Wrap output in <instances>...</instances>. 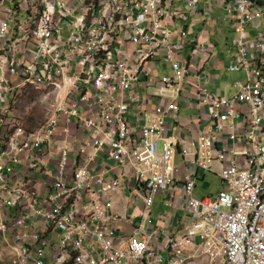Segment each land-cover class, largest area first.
<instances>
[{"label":"built area","instance_id":"2783aa9c","mask_svg":"<svg viewBox=\"0 0 264 264\" xmlns=\"http://www.w3.org/2000/svg\"><path fill=\"white\" fill-rule=\"evenodd\" d=\"M218 21L245 76L229 96L197 67ZM31 91L48 107L36 129L15 113ZM182 98L208 124L192 140ZM198 172L215 197L195 199ZM162 194L173 230L152 220ZM0 234L10 264H264V0H0Z\"/></svg>","mask_w":264,"mask_h":264},{"label":"rangeland","instance_id":"374dc122","mask_svg":"<svg viewBox=\"0 0 264 264\" xmlns=\"http://www.w3.org/2000/svg\"><path fill=\"white\" fill-rule=\"evenodd\" d=\"M224 16L223 11H219L217 13V17L221 19ZM220 24V31L217 30L218 25ZM204 28L203 25H199L195 28L196 33H200ZM210 32L209 39L211 42L216 45L214 52L217 51L218 57H226L229 56L231 53L233 54L234 50L231 45L233 39V33L230 29L229 23L218 21L217 25H210L208 27ZM187 49L184 51L186 52ZM229 52V53H227ZM184 56V55H183ZM227 58V57H226ZM227 58L226 59V66L228 67L231 61ZM212 65L214 61H211ZM210 63V65H211ZM208 70H210V66H208ZM217 77L219 78L218 81L215 82L214 85L207 86V90L212 92L217 88L220 89L221 94H231L233 93V84L237 81H243L245 79L244 74L230 72L226 70H221L217 72ZM188 97H192L193 94L188 93ZM191 114L195 113V111L190 110ZM15 113L18 115L20 121L24 125L25 128L29 129H36L41 124L44 123L47 115H48V107L45 102L41 101V93H37L35 91H31L28 95L23 98L22 103L19 107H16ZM196 188L194 191V197L197 200H203L210 197H215L221 189L220 180L213 174H206L203 177V173H198V180L196 182ZM163 200V197L162 199ZM159 202V200H158ZM140 205V204H139ZM158 205V203H157ZM136 205L133 203L129 207V217H132L133 214L136 212L137 208ZM152 220L156 221V214L152 216ZM194 264H205L204 262L196 261Z\"/></svg>","mask_w":264,"mask_h":264},{"label":"crops","instance_id":"0c3cea01","mask_svg":"<svg viewBox=\"0 0 264 264\" xmlns=\"http://www.w3.org/2000/svg\"><path fill=\"white\" fill-rule=\"evenodd\" d=\"M209 37H210V34L208 36L203 35L202 39L203 40H209L211 42ZM214 46L216 48V45H214ZM190 53H191L190 49H187V51L183 52L182 55L189 57ZM227 53H229V52H227ZM231 55H232V53L229 56H226L230 61H231ZM226 57H218L217 51L214 52V50H213V53L211 54V56L208 59V62L206 64L204 62L202 64V60H200V56L197 58V61H198L197 67H199V66L204 67V69L210 75L211 80H210V84L208 86L214 85L215 82L219 80V78L217 77V75H218L217 72L224 70L225 68L227 70V66H226V59L227 58ZM211 61H214L213 65H212ZM210 63H211V65H210ZM193 65H194V63L192 62L191 66H193ZM208 66H210V70H208L209 69ZM192 73L193 72H190V74H189L190 77H192V75H193ZM219 91H220V89H219ZM233 93H234V90H233ZM233 93L225 94V95L229 96V95H232ZM137 107L139 108L137 110V113L141 112L140 106L138 105ZM179 107H180V110H179L178 115H179V121H180V123H179L180 131L177 135L184 140H186V139L192 140L194 138H197L201 134H203L207 125H208L207 122L205 121L200 125H197V123H196V117L198 116L199 110L201 109V107L198 110L196 108V106L194 105V102L191 100V98L189 101H186V100H184V98H182V100H180ZM190 110L195 111V113L191 114L189 112ZM201 114L205 115V112L202 110ZM146 116L147 115L144 114L142 117H137V114H134V117H132L130 119V122L136 128H138V126L141 127V125L145 123ZM175 126H176V123L174 124L173 121H171V129H170V132L168 134L169 136L173 135L172 128ZM176 165L179 168V174H182L183 168H184V161L180 156H178L176 158ZM198 173H197L196 182L198 180ZM209 173L213 174L211 172H209ZM209 173H206V174H209ZM206 174H203V177ZM162 197H163V200H161ZM122 200H123V193L121 192V194L116 195L114 197V207H115L116 212L124 214V210L122 209V206H121ZM158 200H159V202H158ZM157 203H158V205H157ZM11 213L12 212L9 209L4 210V214L6 217L9 216ZM126 214L129 216V210L127 211ZM135 214H136V212L133 214V216ZM154 214H156V221L155 222L153 221V222H154V225H156L158 228L173 230L175 227L180 226V224H178L180 213H178V210H176L175 208L169 207L167 205V195L166 194H162L155 199L152 216ZM12 243H13V240H11L9 235L4 236V235L0 234V264H10L7 261L8 253H9L8 246Z\"/></svg>","mask_w":264,"mask_h":264}]
</instances>
